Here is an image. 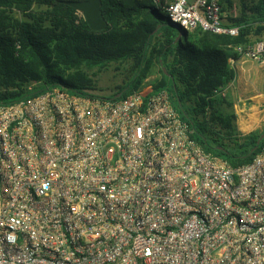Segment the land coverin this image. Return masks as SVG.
<instances>
[{"label":"built area","instance_id":"1","mask_svg":"<svg viewBox=\"0 0 264 264\" xmlns=\"http://www.w3.org/2000/svg\"><path fill=\"white\" fill-rule=\"evenodd\" d=\"M150 1L185 32L243 27L224 0ZM234 50L264 64V40ZM143 68L121 99L33 83L0 104V264H264V141L236 166L204 149Z\"/></svg>","mask_w":264,"mask_h":264},{"label":"trees","instance_id":"2","mask_svg":"<svg viewBox=\"0 0 264 264\" xmlns=\"http://www.w3.org/2000/svg\"><path fill=\"white\" fill-rule=\"evenodd\" d=\"M68 1L74 0H0V104L29 96L33 83L39 84L36 92L52 84L94 89V72L117 65L128 80L144 64L138 85L157 67L160 79L154 90L170 89L204 149L223 148L234 166L251 160L244 156L262 133L241 135L233 101L213 94L237 79L230 62L240 59L234 48L264 34V0H241L240 15L230 18L232 25L243 26L239 36L197 29L186 32L177 45L169 21L150 0H102L109 26L100 32L91 30ZM228 8H233L232 0L223 1V10Z\"/></svg>","mask_w":264,"mask_h":264},{"label":"rangeland","instance_id":"3","mask_svg":"<svg viewBox=\"0 0 264 264\" xmlns=\"http://www.w3.org/2000/svg\"><path fill=\"white\" fill-rule=\"evenodd\" d=\"M233 8L228 12H231L232 9L236 8L237 13L240 15V11L242 9V1L241 0H232ZM159 10H161V15L167 17V10L161 8L159 5H154ZM172 29L173 33L177 37L179 34V30L176 26L167 22ZM260 40H264V34L261 36L254 35L252 37V41L257 42ZM117 65H113L108 70L103 72H94L97 76H95V80L97 81L95 89L99 92L106 94V91L110 93H117L118 88L127 84L128 80H124L121 72H117ZM120 68V67H118ZM235 68L237 71V79L234 82V85L229 91V96L233 103L234 109L237 114V110H240L241 106L244 103L247 104V108L244 111H239V116L237 114V119L239 117L240 121H243L241 124V129L243 131H248L252 129L254 126V130L250 133H239L243 136H247L252 132H264V64L254 63L251 60L240 59L239 63L235 64ZM254 68V69H253ZM243 69V72H242ZM244 73V74H243ZM131 78V77H130ZM156 79H160V74L157 71V67L147 77V82L145 86H148L150 82L155 81ZM260 93L259 97H256ZM251 98V101H247L246 99ZM255 101V102H253ZM245 122V123H244ZM248 122L250 125L248 126ZM238 127V125H237ZM239 130V128H238ZM228 150L231 153H235L236 149L234 147L228 146Z\"/></svg>","mask_w":264,"mask_h":264},{"label":"water","instance_id":"4","mask_svg":"<svg viewBox=\"0 0 264 264\" xmlns=\"http://www.w3.org/2000/svg\"><path fill=\"white\" fill-rule=\"evenodd\" d=\"M66 4L78 12H80L88 26L91 30L100 32L104 31L108 28L109 24L107 20L105 19L103 13H102V0H74V1H68ZM179 34L176 37V40L174 42L175 45H177L181 39L185 36L186 32L182 28H178ZM161 68L167 78H170V75L168 73V70L166 69L165 65L161 62ZM128 88H125L120 93L114 96V100L121 99L128 93ZM186 117H188L186 115ZM264 141V133L261 134L257 145L255 148H253L252 153H254L259 145Z\"/></svg>","mask_w":264,"mask_h":264},{"label":"crops","instance_id":"5","mask_svg":"<svg viewBox=\"0 0 264 264\" xmlns=\"http://www.w3.org/2000/svg\"><path fill=\"white\" fill-rule=\"evenodd\" d=\"M239 61H240V59L239 60H236V63L235 64H237V63H239ZM235 64H233V66L235 67ZM236 69V68H235ZM242 72H243V69H242ZM244 74V73H243ZM234 85V83H232L231 84V88H232V86ZM260 96V93L258 94V95H256V97H259ZM247 101H251V98H248V99H246ZM253 102H255V101H253ZM246 108H247V104L246 103H244V105H242L241 106V108H240V110H237V114H238V116H239V111H244V110H246ZM242 122L243 121H240L239 120V117H238V119H237V125H238V128H239V131L240 132H242V133H250L252 130H254V127L252 128V129H250V130H248V131H243L242 129H241V124H242ZM245 123V122H244ZM246 124H247V122H246ZM248 126L250 125V123L248 122V124H247Z\"/></svg>","mask_w":264,"mask_h":264},{"label":"bare ground","instance_id":"6","mask_svg":"<svg viewBox=\"0 0 264 264\" xmlns=\"http://www.w3.org/2000/svg\"><path fill=\"white\" fill-rule=\"evenodd\" d=\"M254 69V68H253Z\"/></svg>","mask_w":264,"mask_h":264}]
</instances>
